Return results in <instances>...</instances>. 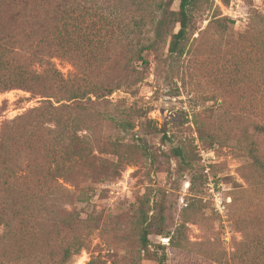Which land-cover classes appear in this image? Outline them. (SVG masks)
Segmentation results:
<instances>
[{
    "label": "rangeland",
    "instance_id": "obj_1",
    "mask_svg": "<svg viewBox=\"0 0 264 264\" xmlns=\"http://www.w3.org/2000/svg\"><path fill=\"white\" fill-rule=\"evenodd\" d=\"M172 9L177 10V2ZM190 14L181 56H170L159 46L146 55L149 66L133 94L123 88L107 102L88 105L92 129L78 133L81 143L110 161L116 160L110 144L117 143L118 156L125 159L111 177L101 178L102 169L90 162L70 175L65 185L71 203L65 209L87 220L90 237L88 246L66 264H159L163 257L165 264H233L241 234L231 220V201L244 189L251 191L249 181L264 180L251 168L247 151L253 142L264 146V137L243 136L228 120L232 113L250 110L253 52L264 47V0H198ZM217 18L228 20L225 29ZM53 62L64 76L73 70L67 61ZM37 100L22 90L0 93V128L37 106ZM119 100L126 103L118 105ZM129 106L142 109L141 117L133 116ZM97 114L106 119L98 123ZM101 148L106 153L100 154ZM176 149L183 158L174 154ZM79 190L85 202L76 200ZM26 215L17 222L31 228L36 219ZM4 216L16 214L0 204ZM52 224L30 236L16 229V244L0 242V264L23 256L29 249L24 242L41 246L43 236L50 248L39 255L43 264H52L59 250ZM141 226L149 232L146 248L139 241ZM170 238L182 248L173 247Z\"/></svg>",
    "mask_w": 264,
    "mask_h": 264
},
{
    "label": "trees",
    "instance_id": "obj_2",
    "mask_svg": "<svg viewBox=\"0 0 264 264\" xmlns=\"http://www.w3.org/2000/svg\"><path fill=\"white\" fill-rule=\"evenodd\" d=\"M175 2L177 10L172 9ZM197 4L198 0H0V93L22 90L38 99L37 106L6 120L0 128V204L16 214L0 217V242L16 244V229L30 236L53 223L59 250L52 264H66L88 246L87 220L65 209L71 203L65 184L85 162L97 164L102 178L115 175L125 159L118 156L117 143L110 144L115 161L97 158L81 143L78 133L92 129L88 105L107 102L123 88L133 94L139 75L149 66L146 55L159 46L164 45L170 56H181L191 26L190 9ZM227 21L216 19L223 29ZM259 47L251 65L250 110L232 113L228 120L243 136L264 137V47L262 52ZM54 59L67 61L72 72L64 76ZM115 72V79H107ZM126 76L135 79L123 80ZM128 109L141 117L142 109ZM97 115L94 120L98 123L106 119ZM223 116H228L226 111ZM105 151L101 148L99 153ZM247 151L251 168L264 176V146L253 142ZM174 154L183 158L178 149ZM29 178L32 184H28ZM262 181H249L251 191L244 189L240 198H232L231 220L241 234V240L235 242L233 264H264ZM76 200L86 201L81 190ZM26 214L36 219L31 228L17 222L28 218ZM148 235L141 226L143 248L149 243ZM169 242L182 248L172 238ZM24 243L29 249L23 256L14 255L9 264H43L39 254L50 248V240L43 236L41 246ZM164 261L163 257L159 264Z\"/></svg>",
    "mask_w": 264,
    "mask_h": 264
}]
</instances>
